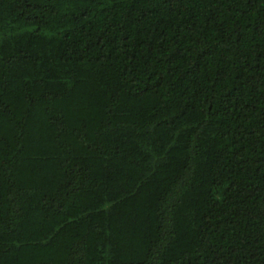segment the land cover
Returning <instances> with one entry per match:
<instances>
[{
  "label": "trees",
  "instance_id": "trees-1",
  "mask_svg": "<svg viewBox=\"0 0 264 264\" xmlns=\"http://www.w3.org/2000/svg\"><path fill=\"white\" fill-rule=\"evenodd\" d=\"M0 264H264V0H0Z\"/></svg>",
  "mask_w": 264,
  "mask_h": 264
}]
</instances>
